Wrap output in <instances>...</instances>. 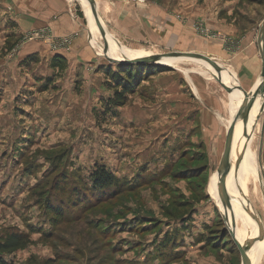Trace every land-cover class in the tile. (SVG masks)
<instances>
[{
  "label": "rangeland",
  "instance_id": "374dc122",
  "mask_svg": "<svg viewBox=\"0 0 264 264\" xmlns=\"http://www.w3.org/2000/svg\"><path fill=\"white\" fill-rule=\"evenodd\" d=\"M56 1L70 10L86 48L84 61L77 65L68 59L63 72L50 69L53 48L46 40L24 41L28 32L43 27L20 29L13 5H0V240L17 233L29 242L21 251L1 255L0 261L241 264L235 242L242 246L239 235L246 230L233 207L239 204L227 188L222 194L234 203L223 204L221 193L212 188L222 150L216 151L201 128L186 119L184 105L172 102L174 85L193 71L205 75L209 69L188 58L179 64L162 59L142 65L144 74L131 81L135 85L125 104L114 115L104 113L105 101L114 97L110 86H116L106 73L127 66L105 56L126 61L177 52L130 46L114 36L103 19L104 4L122 8L156 2L183 23L195 18L196 31L203 28L204 8L222 10L230 4L229 14L260 26L264 0H93L111 38L110 56L104 54L100 34L90 31L82 0ZM51 31L54 38L63 37ZM33 57L36 62H28ZM133 65L129 67L136 72ZM199 67L206 71L194 70ZM258 148L259 141L248 142L257 175L242 164L237 174L262 228L247 239L260 236L247 259L250 264H264ZM95 165L105 167L118 184L104 192L92 189Z\"/></svg>",
  "mask_w": 264,
  "mask_h": 264
},
{
  "label": "crops",
  "instance_id": "0c3cea01",
  "mask_svg": "<svg viewBox=\"0 0 264 264\" xmlns=\"http://www.w3.org/2000/svg\"><path fill=\"white\" fill-rule=\"evenodd\" d=\"M8 1L10 4L7 3ZM8 1L6 0L5 4L0 3V5H13L17 16L15 21L19 24L20 29L30 30L46 26L59 36L78 32L79 37L71 43L69 51L59 53V55L66 58L67 62H69L68 59L76 60L77 65L84 61L86 48L83 36H81L83 31L77 25L72 14L69 13L70 10L65 3L56 0ZM0 2L3 3L4 0H0ZM116 5L119 7L104 4L106 11L105 16L102 17L114 36L124 39L126 43L130 42V46L136 44L139 47L144 46V48L146 46L153 47L155 51L201 54L220 67L218 74L223 81L230 84H235L237 81L245 92H249L261 76L264 61V57H262L264 38L262 41L259 40L261 24L255 26L251 22H245L244 19L238 18L239 16L235 14H229L233 10L231 4L230 7H222V10L204 8L200 17L202 26L212 37L195 31L193 28L195 15H193L194 19L186 24L156 2L148 1L144 4L122 8H120L121 4ZM49 54L50 60L57 55ZM194 70L203 72L205 69L199 67ZM184 79L174 85L176 88L174 94L177 95L176 98H172V102L177 107L185 106L186 119H189V122L193 123L195 127L201 128L202 137L211 141V145L216 151L222 150L221 157L232 125L240 121V132L243 125L251 122L259 113L257 115L259 118H255L257 121L254 120L253 127L247 131L246 135H249L251 142L259 141L258 158L263 175L260 173L259 176L264 186V106L260 110V95L252 99L250 113L255 102H260L259 111L251 118L248 113V116H244L243 119H237L243 108V97L242 101L234 98L233 94L235 93L226 91L218 85L207 71L205 75L193 71L188 74V79ZM236 135L234 130L232 140Z\"/></svg>",
  "mask_w": 264,
  "mask_h": 264
},
{
  "label": "bare ground",
  "instance_id": "6f19581e",
  "mask_svg": "<svg viewBox=\"0 0 264 264\" xmlns=\"http://www.w3.org/2000/svg\"><path fill=\"white\" fill-rule=\"evenodd\" d=\"M82 4H83L85 12H87L89 18L91 19L90 29L92 31V34L95 37H97V34H99V32H98V29L96 27L95 20H92V18H91V17H93V15L91 13L90 6L85 0H82ZM110 43H111V38H110V36H107L106 47H104V50L106 51L107 55H109V53H110L109 52ZM100 50H102V49H100ZM136 57L137 58H133L132 60L140 59V57H138V56H136ZM172 58H178V57H168V58H162V59H164V60L171 59L173 64H179L183 60H186V58H184V57H179L178 59H172ZM111 59L115 60L114 58H111ZM162 59H160V60H162ZM119 61H123V60H119ZM126 61H128V60H126ZM190 61H192V60L190 59ZM202 63L205 64L204 62H202ZM205 66L209 69V71H211L210 67L207 64H205ZM233 97L238 98L240 101H242V95H240L238 93L233 94ZM259 105H260V102L254 103V107H253L252 112L251 113H249L250 111L248 112L250 114L249 115L250 118L252 115L254 116L259 111ZM257 115H259V113H257ZM256 116H255V118H256ZM255 118H253V120L251 122L249 121L246 125H243L240 132H239V128H240L241 122L239 121L236 124L235 132L237 135L232 140V149H231V154H233V157H230L229 162L227 164V168H226V188L230 192V194L232 195L234 200L241 207L239 205H236V203L233 202L234 200H232L231 197L227 193L225 194V204H228V202H229V204L231 202L235 204V206H233V207L235 208L236 215L238 218L241 219V221L243 222V224L245 226L244 230H246V231H244V234L239 235V242L241 245H243L245 242H247L248 241L247 239H249V237H252L258 233L257 232V226H256V224L252 218L251 212H250L252 210L254 212V209L246 201L247 199L244 196L242 184L239 182L238 177H237L238 171H240V169H241V164H242V166H244V165L248 166L250 168V170L257 175V171L255 168L254 161L248 152V142H249L248 136L249 135L248 134L242 135L244 128H246L247 131L250 130L251 126L254 124ZM212 188H213V191H215L217 194L224 192L223 188L220 186V183H219V180L217 177L215 178V180L213 182ZM261 189H262V186H261ZM245 207L247 208L248 211L245 209ZM259 237L260 236L258 235L255 240H253L251 243H249L247 245V247L245 249L246 259H248L249 257L252 256L254 243L259 239ZM248 264H250V263L248 262Z\"/></svg>",
  "mask_w": 264,
  "mask_h": 264
},
{
  "label": "water",
  "instance_id": "95a60500",
  "mask_svg": "<svg viewBox=\"0 0 264 264\" xmlns=\"http://www.w3.org/2000/svg\"><path fill=\"white\" fill-rule=\"evenodd\" d=\"M89 6H90V10L91 13L95 19L96 22V27L98 29V32L103 40L104 46L107 43V36H109L108 34H106V30L104 29L100 16L98 15V12L96 10V7L94 5V1L93 0H85ZM261 34H259V40H263L264 38V20L261 23ZM87 37L88 39L90 38V34L89 32H87ZM104 54H106V51L104 50ZM168 57H184V58H188V59H193V60H197V61H201L204 62L205 64H207L211 71H209V75L212 77V79L221 87H223L226 91L229 92H233V93H239L242 95V97L244 98L243 100V108L241 109L239 115L237 116V119H243L244 116H248V112L250 111L251 105H252V99L255 98L257 95H260V101H261V108L260 110H262V107L264 106V61H263V65H262V70H261V76H259L258 80L256 81V83L253 85V87L249 90V92H245L244 90H242L240 88V86L238 85L237 81L235 82V84H230L229 82H224L222 80V78L220 77V75L217 72V67L214 64V62H212L209 58L201 55V54H195V53H185V52H176V53H168V54H164V55H154L151 57H145V58H140V59H135V60H128V61H117V60H112L110 58H107L105 56V58L114 64H119V63H125V64H154L156 61L162 59V58H168ZM262 57H264V54H262ZM264 60V58H263ZM156 65V64H155ZM164 67V66H163ZM250 113V112H249ZM256 118L258 119L259 116H256ZM238 121V120H237ZM257 121V120H255ZM255 123V122H254ZM236 122L235 124L232 125V128L230 130L229 136L227 138V142L225 144V149L223 152V155L221 157L219 166L217 168V176H218V180L220 183V186L224 189V191H226V168H227V164L229 162L230 159V154H231V149H232V135L234 133L235 127H236ZM254 125V124H253ZM253 126H251L252 128ZM247 130L246 128H244L242 135H246ZM227 192V191H226ZM262 192L264 195V186L262 184ZM220 199L221 201L225 202V197L224 194H220ZM245 209L247 210V208L245 207ZM251 212L252 218L257 226V232L258 234L261 233L262 228H261V223L259 218L257 217L255 211ZM223 220L224 222H226V218L225 216H223ZM233 237V236H232ZM253 240H249L247 242H245L242 246H239L236 242V247L238 250V253L240 255V261L241 264H248V261L245 257V249L247 247V245L249 243H251Z\"/></svg>",
  "mask_w": 264,
  "mask_h": 264
},
{
  "label": "trees",
  "instance_id": "16d2710c",
  "mask_svg": "<svg viewBox=\"0 0 264 264\" xmlns=\"http://www.w3.org/2000/svg\"><path fill=\"white\" fill-rule=\"evenodd\" d=\"M36 62L34 57L28 60V62ZM130 64L117 66V72L108 71L106 74L111 78V82L116 84V86H110L111 89H114V97L105 101L103 106L104 113L114 115V111L119 107H122L125 104L126 95L132 93L134 82L131 81L135 78H139L143 76L144 69L141 67L145 64H135L133 66H138L136 72L132 71V66L129 67ZM67 60L63 56L57 54L53 56L49 62V67L51 70H56L63 72L67 69ZM110 75V76H109ZM106 111V112H105ZM90 181L92 184V189L97 192H104L111 187H115L118 184L117 178L109 172L105 167L95 165L90 173ZM28 239L22 234H10L6 236L4 239L0 240V256L1 255H11L17 251H21L26 248L28 245ZM51 263L50 260L46 262V264ZM0 264L3 262L0 261Z\"/></svg>",
  "mask_w": 264,
  "mask_h": 264
},
{
  "label": "built area",
  "instance_id": "2783aa9c",
  "mask_svg": "<svg viewBox=\"0 0 264 264\" xmlns=\"http://www.w3.org/2000/svg\"><path fill=\"white\" fill-rule=\"evenodd\" d=\"M196 31L200 34L205 33L207 37H212V35H210L209 32L204 30L202 27L196 28ZM77 36V33H71L60 38H54L52 36L51 29L49 27H43L28 32L24 37V41L32 42L38 41L40 39H43V41L46 40L48 44L52 45L53 53L61 54L69 51L71 43L76 39Z\"/></svg>",
  "mask_w": 264,
  "mask_h": 264
}]
</instances>
